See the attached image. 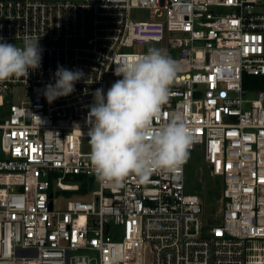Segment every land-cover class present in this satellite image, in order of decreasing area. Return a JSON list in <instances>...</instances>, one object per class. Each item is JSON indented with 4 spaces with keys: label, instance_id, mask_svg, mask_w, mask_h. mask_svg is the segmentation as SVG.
<instances>
[{
    "label": "built area",
    "instance_id": "1",
    "mask_svg": "<svg viewBox=\"0 0 264 264\" xmlns=\"http://www.w3.org/2000/svg\"><path fill=\"white\" fill-rule=\"evenodd\" d=\"M134 6L149 18L131 19ZM25 36L44 51L27 78L0 82V264H144L146 251L149 264H264V89L244 86L264 76V0H0V37ZM147 41H163L177 71L154 123L182 118L190 150L222 176L218 225L185 191V163L116 184L81 148L95 89ZM58 65L85 78L49 104ZM15 85L25 96L6 101ZM57 192L70 194L59 208Z\"/></svg>",
    "mask_w": 264,
    "mask_h": 264
},
{
    "label": "clouds",
    "instance_id": "2",
    "mask_svg": "<svg viewBox=\"0 0 264 264\" xmlns=\"http://www.w3.org/2000/svg\"><path fill=\"white\" fill-rule=\"evenodd\" d=\"M39 40L25 36L18 46L0 37V82L27 78L30 70L41 67L44 49ZM115 65L114 75L120 79L106 93L102 87L95 89L89 106V159L98 179L120 184L129 175L145 180L153 172H174L187 161L194 135L182 118L159 126L154 121L169 100L176 62L162 49L150 47L145 54L121 57ZM84 78L82 69L58 65L54 83L44 86L43 95L51 104L73 93Z\"/></svg>",
    "mask_w": 264,
    "mask_h": 264
},
{
    "label": "rangeland",
    "instance_id": "3",
    "mask_svg": "<svg viewBox=\"0 0 264 264\" xmlns=\"http://www.w3.org/2000/svg\"><path fill=\"white\" fill-rule=\"evenodd\" d=\"M149 15L150 10L146 7L134 6L129 9V17L133 20H147ZM150 47L159 48L166 52L163 41L134 42L126 47L125 50L146 53ZM117 79L118 77L115 75L109 76V82L111 83H114ZM25 93L24 87L15 85L9 92L4 94V98L6 101L16 102L20 97H24ZM1 109L0 107V114ZM89 139V137H83L81 140L82 150L88 153H90ZM184 188L187 193H194L200 197L203 206L202 219L205 223L208 225H218L221 223L223 215V179L222 176L213 175L209 172L200 148L189 150V157L184 164ZM55 196L58 201L55 207L59 208L69 199L70 194L69 192H57ZM150 260L151 254L146 251L144 254V264H149Z\"/></svg>",
    "mask_w": 264,
    "mask_h": 264
},
{
    "label": "trees",
    "instance_id": "4",
    "mask_svg": "<svg viewBox=\"0 0 264 264\" xmlns=\"http://www.w3.org/2000/svg\"><path fill=\"white\" fill-rule=\"evenodd\" d=\"M244 86L248 89H264V76L245 75Z\"/></svg>",
    "mask_w": 264,
    "mask_h": 264
}]
</instances>
